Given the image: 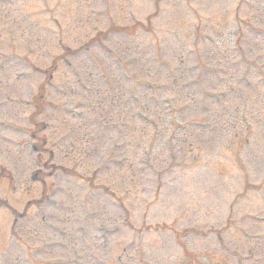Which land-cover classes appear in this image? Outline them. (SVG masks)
<instances>
[{
	"label": "rangeland",
	"instance_id": "obj_1",
	"mask_svg": "<svg viewBox=\"0 0 264 264\" xmlns=\"http://www.w3.org/2000/svg\"><path fill=\"white\" fill-rule=\"evenodd\" d=\"M263 216L264 0H0V264H264Z\"/></svg>",
	"mask_w": 264,
	"mask_h": 264
}]
</instances>
